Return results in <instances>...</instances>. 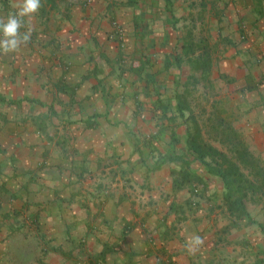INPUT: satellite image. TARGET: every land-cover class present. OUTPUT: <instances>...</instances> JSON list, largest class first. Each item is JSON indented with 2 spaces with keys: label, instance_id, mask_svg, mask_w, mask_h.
<instances>
[{
  "label": "crops",
  "instance_id": "1",
  "mask_svg": "<svg viewBox=\"0 0 264 264\" xmlns=\"http://www.w3.org/2000/svg\"><path fill=\"white\" fill-rule=\"evenodd\" d=\"M136 1L42 0L36 14L23 18L21 32L31 30L30 41L0 54V264L212 263L210 235L186 216L192 209L186 200L197 196L174 190L176 164L155 171L149 163L148 156L154 165L158 159L156 148L170 147L162 139L153 150L145 144L157 130L159 108L146 98L160 96L146 84L147 91L138 90L146 72L139 77L131 69L147 53L140 41L146 10L154 16L160 4L168 27L176 21L165 0ZM208 1L226 14L213 49L223 51L220 71L231 77L228 104L264 139V0ZM21 4L0 0V20ZM115 19L121 24L113 25ZM130 33L141 54L121 74ZM175 99L176 115V89ZM165 125L171 134L173 125ZM184 131L177 129L182 151ZM186 157L210 194L218 177ZM174 204L184 209L170 212ZM183 220L189 224L179 232ZM196 236L201 243L189 251Z\"/></svg>",
  "mask_w": 264,
  "mask_h": 264
},
{
  "label": "rangeland",
  "instance_id": "2",
  "mask_svg": "<svg viewBox=\"0 0 264 264\" xmlns=\"http://www.w3.org/2000/svg\"><path fill=\"white\" fill-rule=\"evenodd\" d=\"M173 1L174 11L178 19V21L174 23V28L168 27L166 23L167 16L166 12L163 10V6H160V4L157 6L161 10H158L154 16L153 13L148 11L146 8L147 15L145 17V21H143V28L146 26L148 27L145 29V32H143L145 40L141 38L140 41H144L141 42L143 46L141 49L144 48L143 50L147 51L153 67L146 71L145 80H147L148 77H151V74L162 71L164 60L167 55H173L178 52H181L182 54V50L185 48L184 42H193V44L196 45L197 51L200 50V47L204 45V43L211 46L212 58L214 60L213 70L216 76L212 81L206 82L202 77H200L201 74L199 71L194 73L196 78L192 80L191 85L189 84L190 93L188 95V101L190 107L197 115L201 124L206 125V138L220 150L229 153L230 143L226 140H221V136L215 133L214 129L211 127L212 124H210L208 120V117L212 114V110L214 109V104L220 103V116L225 118L228 124L232 125V129L239 131V133H243V139L246 140L250 148L264 158V139L258 138L257 136L254 137L252 135L250 130L246 128V126H248L247 123H245L246 121L239 117V110L235 109L234 106L232 108L231 105L228 104L231 102L226 99L230 94L228 87L232 83L231 77L229 78V75L224 77L225 74L220 73V66L218 65L223 51L213 49L217 46L216 42L220 41V38L223 37L222 34L217 31L218 28H220L218 25L220 24L219 22L223 20L220 16H226L225 12L221 15L220 13L214 12V10L217 9V6L212 7L208 0L205 4L201 2L202 0H191L193 1L191 6L189 4V0ZM188 7L190 9H188ZM202 7L204 8L202 9ZM200 9H202L203 12L201 15H199ZM187 10L190 12H187ZM144 11L145 9L139 11L138 13L140 14ZM112 22L113 25L116 26L121 24L117 19ZM204 24L207 28H203ZM252 28L254 29V26H252ZM136 43L137 39L132 33H130L126 41H124V59L127 62L125 63V66H122V68H120L118 64L116 65L119 67L121 74H128L123 70L127 69L128 64H130L133 59L132 55L135 53V55L141 54V49L137 48L139 46ZM188 57L189 56H185L186 61L183 65L185 73L190 72V64L188 62L190 59ZM190 57L193 58L194 56L191 54ZM193 59L196 58L194 57ZM158 76L159 82H153V85L159 93L160 99L164 101V103H169L173 100L172 107L168 108L170 113H172L175 111V108L173 107L176 104L175 85L166 74H160ZM145 84H147L146 81L144 82L143 88L140 85L138 90H146L147 88H145ZM146 99L147 101L150 100L155 107L159 105L158 101L160 99L157 100L155 96L150 98L148 97ZM227 104L229 107H226ZM129 123L131 124V122ZM224 138L226 137L223 136V139ZM162 140L165 143L169 141L166 135H163ZM258 143H261L262 145H258ZM160 145L163 146L162 143ZM164 147L166 146L164 145ZM148 160L149 163L154 166L153 160H151L149 156ZM244 172L247 175L250 174L249 170H245ZM213 184L215 185V189L213 191L210 190V198L203 193L201 195H197L195 198L193 197L195 201H199L198 205H201L200 207L198 205H192L193 209L188 207L189 209L186 210V216L188 219L193 220L190 221V223H193L195 228H204V232L206 231L204 234L210 235L209 240L205 243V246L208 244L210 245L208 250H211L214 254L212 263L210 264H253L257 258L264 257L262 254V251H264L262 236L256 226H248L245 221L239 222V226L237 227L231 226L228 228L230 218L222 212V209L220 208L221 206H219L222 204V183L218 178H213ZM218 186H220V188ZM147 197L148 194L146 199H148ZM155 204L153 202L152 205ZM197 207L199 208L197 209ZM200 209L202 210V214L197 217L201 220L195 221L196 219L194 220L193 216L196 215L194 213L195 211L200 213ZM252 215L256 220L264 222V209L260 206H255L252 209ZM188 222V220H183L178 224L180 227L177 228V230L182 232L183 228L189 224Z\"/></svg>",
  "mask_w": 264,
  "mask_h": 264
},
{
  "label": "trees",
  "instance_id": "3",
  "mask_svg": "<svg viewBox=\"0 0 264 264\" xmlns=\"http://www.w3.org/2000/svg\"><path fill=\"white\" fill-rule=\"evenodd\" d=\"M132 5L136 0H129ZM167 13L171 19H176L174 3L172 0H165ZM183 53L167 55L164 60L162 71L153 73L154 77L147 78L146 85L154 87L153 82H159L158 75L166 74L173 81L176 89L177 109L175 113H170L167 105L162 101L159 108H154L153 117L157 120V130L144 141L147 146L153 150L154 145L167 135V126L165 123L172 124L171 134L169 136V150H160L156 148L158 159L155 161L153 170H159L167 163H174L178 167L171 170L173 177V188L176 191L189 189V192L195 197L202 193L211 197L204 177L192 168V161L186 156H192L193 160L198 161L208 175L218 177L222 183V204L220 208L226 216L230 218L231 226H239V222L245 221L248 226H256L264 242V222L258 221L252 215V209L260 206L264 209V158L252 150L246 140L243 139V133L232 129L226 119L220 116V107L218 103L213 106L212 114L208 117L212 129L221 136L222 141H227L229 153L220 150L213 145L207 138L206 125L201 124L195 112L191 109L187 96L190 93L189 84L196 78V71H199L206 82H210L215 77L214 60L212 58L211 47L204 43L200 50H196L193 42H184ZM193 55L196 59L190 57ZM185 56H189L190 72L185 73L183 65ZM136 63L132 64V72L141 77L148 69L153 67L152 61L147 53H143ZM220 66V65H218ZM222 73V71L220 72ZM199 77V78H200ZM199 82V81H197ZM163 107V108H161ZM180 119L182 123L177 124ZM184 126V148L180 147V137L178 127ZM209 132V131H208ZM223 136L226 137L223 139ZM249 170L247 175L244 171ZM192 200V201H191ZM186 204L193 209L192 205H198L199 202L194 199L186 200ZM199 206V205H198ZM200 207V206H199ZM197 207V208H199ZM184 209L180 204L170 206V212L179 213ZM196 209V208H195ZM184 211V210H182ZM264 255V251H262ZM253 264H264V257H259Z\"/></svg>",
  "mask_w": 264,
  "mask_h": 264
},
{
  "label": "clouds",
  "instance_id": "4",
  "mask_svg": "<svg viewBox=\"0 0 264 264\" xmlns=\"http://www.w3.org/2000/svg\"><path fill=\"white\" fill-rule=\"evenodd\" d=\"M42 0H22L18 11L10 14L6 20H0V54L17 52L22 45L31 39V30L21 32L24 26L23 18L36 14L41 7ZM201 243L199 236L189 241V251Z\"/></svg>",
  "mask_w": 264,
  "mask_h": 264
}]
</instances>
